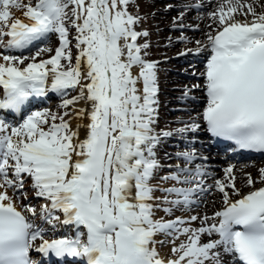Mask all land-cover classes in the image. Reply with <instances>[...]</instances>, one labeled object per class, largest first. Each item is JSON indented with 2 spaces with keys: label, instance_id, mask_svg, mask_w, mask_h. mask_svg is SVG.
Segmentation results:
<instances>
[{
  "label": "snow or ice",
  "instance_id": "obj_1",
  "mask_svg": "<svg viewBox=\"0 0 264 264\" xmlns=\"http://www.w3.org/2000/svg\"><path fill=\"white\" fill-rule=\"evenodd\" d=\"M131 3L0 0V112L22 117L0 115V264H41L32 252L56 264H264V168L256 179L245 173L247 192L234 165L208 184L211 173L196 163L207 158L190 147L203 130L264 152V3L216 0L205 39L179 53L206 56L204 82L192 86L206 104L171 129L159 128V61L139 42L149 32L137 30L142 17ZM202 7L185 5L173 28L192 27L185 16ZM53 35L54 54L40 46ZM48 93L62 97L64 111L24 115ZM168 141L185 145L165 153L175 163L159 156ZM29 179L39 211L16 204ZM213 188L222 206L211 215H175ZM158 235L172 245L166 258Z\"/></svg>",
  "mask_w": 264,
  "mask_h": 264
},
{
  "label": "bare ground",
  "instance_id": "obj_2",
  "mask_svg": "<svg viewBox=\"0 0 264 264\" xmlns=\"http://www.w3.org/2000/svg\"><path fill=\"white\" fill-rule=\"evenodd\" d=\"M134 0H132L133 2ZM145 1H148L149 4L154 7V0L151 1V0H145ZM158 2H162L163 0H157ZM180 2H183V1H189V0H179ZM194 1H199V0H194ZM249 2H251V0H249ZM261 3L264 2V0H260ZM201 4H203V11L200 12L201 15H198L197 17L193 16V12H187L186 16H185V19L184 21H188V19H191L193 21L192 24H195V22H198V25H199V30L198 32L194 33V31H197L196 29L194 31H191V30H184L185 31V34L184 36L188 37L189 40L188 41H185V44H187L186 46H193L195 45V41L197 40H201L203 41L205 39V33L209 30L207 25L211 23V21L208 19V13L213 11L216 7V0H205L203 1ZM132 5V3H131ZM130 5V6H131ZM174 9L172 8H164V6L162 5V7H159L158 9H156L155 11H153V13H151V17L154 19V24L156 26L158 25H164L165 23H167L168 21L170 22L171 20L174 19V15L177 14V16L179 15V12L182 10V9H179L177 10V13H175V10L173 11ZM257 10H261L258 6H257ZM16 11V15L18 16H21V12L18 11V10H15ZM145 16V15H144ZM144 16H141L142 17V20L144 19ZM141 20V22H143ZM137 30H139V28H137ZM148 31H150V28L148 29ZM183 31V32H184ZM160 32V31H158ZM165 32V31H164ZM168 34V33H167ZM143 39V37L140 38L139 42ZM160 40H164V42L162 44H158L157 40H156V43L155 42H150V45L152 46H155V44H157V48H158V51H157V55L156 57H149L151 58L152 60H155V61H159V64H158V71L160 72L161 74V81L160 83L158 84L159 85V92H158V98H159V121H158V124H159V128H163V129H171V128H176V127H180L181 125L178 124V123H175V121L179 119H183L185 121H187L189 119V117H193V115L191 114H188V111L189 110H186V112H178V113H174V114H170V111L169 109L167 108L166 105H163L166 104L167 102L164 101V99L166 101H168L169 103H172V101H181L184 99L187 100L188 102H191V104H193L194 106V109L195 110H198L197 108H199V104L203 101V99L206 98V93L202 90V89H198V92L195 94L196 96H192L193 93L190 92L188 94L187 97L183 96L181 98H174V97H170L166 94V88L168 89L170 86H176V88L174 89H177V90H170L168 89V92L169 95L171 94V92H177L179 91V89H182L183 87H187V88H191L190 84L191 83H196V84H203L202 80L201 81H197V79H190L189 76H187L185 73H175L173 71H169V73H167L164 77H162V71L163 70H166V68H164V65L167 64V63H175V62H179L181 63L182 61L184 60H188V59H191V58H195V63L197 65H200L198 66L200 69L203 68L204 70V64H205V61H206V56L202 53V54H190V55H176L174 56L173 58H168L166 57V53L168 54L170 51H172L175 47H177L178 45L180 46L181 44H178L179 41H173L171 39V42L168 38V35H166V33H164L162 35L161 38H158ZM58 42V38L57 36L53 35L51 37V39L49 41H47L46 43L44 44H41L40 46H44V47H50L52 48L53 45ZM196 46V45H195ZM195 48V47H193ZM34 50H36L35 48H33L31 51H23V50H13L16 54H20L21 51H23V55L25 56H31L29 54H31ZM160 53H164V55H160ZM155 58V59H154ZM193 63V62H192ZM176 64V63H175ZM187 66L189 64H186ZM177 66V65H176ZM184 66V65H182ZM192 70V69H191ZM203 72V71H202ZM184 74V75H183ZM200 78L201 76L198 75ZM193 86V85H192ZM76 93L75 92H71L70 93V96L72 95H75ZM164 94V98H161L160 96ZM61 101H62V97L57 95L56 93H48L46 96L44 97H34L31 99V103L29 104L28 106V109L32 106H35V105H42L41 106V110L43 109H50L52 112H54L55 110L59 109L61 111H64V109L60 108V104H61ZM204 107V106H203ZM167 109V111H162L163 109ZM27 109V110H28ZM203 108L202 106L200 107V111H202ZM185 111V110H184ZM199 111V112H200ZM198 111H195V113H197ZM0 115H4L6 116L8 122L10 123H16L18 122V118L21 116V115H18V114H15V115H12V114H8L6 112H0ZM197 115H195L196 117ZM168 117V118H166ZM163 121H164V124H163ZM73 126H75V121H73ZM203 133V130H201L199 132V134ZM197 139H194L193 142L191 144H195L193 147L195 148L196 147V151L201 155V156H204L206 155L207 159H210V157H213V156H217V155H214V154H211L209 151L213 150L208 143H202L201 141H196ZM170 142H174V144H176L180 149H183V147L185 146L184 144H181V143H178L176 141H168V142H165L164 144L165 145H168L170 144ZM165 151L164 150H160L159 151V156L161 158V160L164 162L166 159H168L166 156H165ZM228 159H230L229 157H227ZM258 158V159H257ZM259 156H256L254 157V159L252 160H248V161H243V162H240V163H237V162H232L233 160H231V162H223L222 159H216L217 161H213V159L211 158L210 160H200L199 163H202L205 168L211 173V175H209L210 177H214L215 175L218 174V172L220 171H223L224 168L228 167L229 165H234L235 168H234V173L236 175V186L238 188H240L242 191L243 189L247 188L246 185L243 184V182H245L246 180V175L245 173H250V171H257V173H255V175L251 174L252 177L254 179H256L259 175L258 173V170L260 168H263L264 167V161H261L259 162ZM261 160H264V159H261ZM230 161V160H229ZM226 163V164H225ZM225 164V165H223ZM217 165H223L222 167V170L217 168ZM215 177H218V176H215ZM221 179V178H220ZM208 184H212V180L211 181H208L207 182ZM28 184V183H27ZM257 187H259V183L257 182ZM249 189L245 190L244 192H247ZM11 192V191H10ZM9 195H11V193H9ZM32 197V196H31ZM201 198V201L198 203L199 205H197L196 208L192 209V207L188 208V209H183V210H180L178 213H186L187 211H190V214L191 215H195L197 213H200V214H207V215H211L212 214V208L217 205V204H220L221 202H218L219 201V198L220 196L217 194V193H214L213 191L209 194H202L200 196ZM21 200L16 198V204H17V207H20L21 205ZM189 213V212H188ZM164 214V213H163ZM165 215V214H164ZM185 215V214H184ZM183 214L181 216H184ZM167 218H172L171 216H167ZM62 230V229H61ZM61 230H58L59 232H61ZM159 236V235H158ZM52 237V234L49 233V237L48 238H51ZM158 239V237H157ZM158 250V249H157ZM162 257V256H161ZM166 258V257H165Z\"/></svg>",
  "mask_w": 264,
  "mask_h": 264
},
{
  "label": "rangeland",
  "instance_id": "obj_3",
  "mask_svg": "<svg viewBox=\"0 0 264 264\" xmlns=\"http://www.w3.org/2000/svg\"><path fill=\"white\" fill-rule=\"evenodd\" d=\"M151 1H153V0H151ZM203 1H205V0H199V1L189 0V1H183V2H180L179 0H163L162 2H158L157 0H154V7H152L149 4L148 1H145V0H134L132 2V5L130 6L129 10L133 14H138L140 17L145 15L144 19L142 20L143 22H140V24L138 25L139 30H147L148 31V29L150 28V31H148L149 32V36L146 37V38L143 37V39L140 41V43H144L145 41H147L149 44H150L151 41L156 43V40H157L158 44H162L164 42V40L158 41L159 40L158 38H161L164 33H166V35H168V38H171L173 41H177V39H176L177 37L185 34V31L182 32V31H179V30H176V29L173 28V26H172L173 20H171L170 22L168 21L164 25L156 26L154 24V22L156 20L154 21V19L151 17V13H153V11H155L159 7H162V5H163L164 8H172V9L175 10V13H177V10H179V9L183 10L185 8V5H192V4H196V3H202ZM207 1H209V0H207ZM169 5H171L172 7H169ZM202 11H203V9L200 8L198 10H194V11H190V12H193V14H194L193 16L197 17L198 15H201L200 12H202ZM175 17H177V14L174 15V18ZM192 23H193V21L191 19H188V21L187 20L184 21L185 25L192 26V27H188L186 30H191V31L195 30L194 26L198 25V22H195V24H192ZM158 31H160V32H158ZM196 32H198V30L194 31V33H196ZM178 44H181V45L180 46L178 45L177 47H175L168 54L166 53V55H167L166 57H168L169 59L173 58L174 56L179 55V53L183 52L186 48L195 47V45L186 46L187 44H185V42H178ZM156 45L157 44H155V46L152 45L149 48V50H148L149 51V57L158 56L157 55L158 48H157ZM56 47H58V42H56L53 45V47H52L53 53L52 54H54V49ZM35 51L36 50H34L29 55H32ZM12 54H16V53L13 52ZM43 55H44V58H47V56L50 55V54L49 53H44ZM160 55H164V53H160ZM149 57H147V58L152 60ZM195 62H196L195 58H191V59H188V60H184L181 63H179V62H175L176 64L175 63H172V64L171 63H167V64L164 65V68H166V70H163L161 72L162 73V77H164L167 73H169V71H173L175 73H181V74L185 73L187 76L190 77V79H197V81H201L203 78L202 77L198 78L199 77L198 75H200V73L203 71V68L200 69L198 67L200 65H197ZM186 64H189V65L187 66ZM182 65H184V66H182ZM168 69H169V71H168ZM160 77H161V74L158 71V84L161 81ZM202 82H204V81L202 80ZM192 85H197V84L196 83H191L190 84L191 89H192L191 92L193 93L192 96H196L195 94L198 92V89L197 88H192ZM174 88H176V86H170L168 89L177 90V89H174ZM185 88L186 87H183L182 89H179V91H177V92H171L170 95H169V93H167L168 92L167 88L164 91H166V94L168 96H170V97L183 99L182 97L184 96ZM160 97L164 98L165 96H164V94H162ZM158 101H159V98H158ZM164 101L167 102V103L166 104L163 103V105L167 106V108L170 111V114H174V113H178V112L181 113L182 111L186 112V110H189L188 114L193 115V117H195V115H197V113L200 111V107L202 106V108H203V106H205V104H206V98H205L199 104V106H198L199 108H197L198 110H195L193 104H191V102H188L187 100L184 101V99L181 100V101H177V102L173 100L172 103H169L165 99H164ZM159 105H160V103H159ZM162 109H163L162 111H164V112L167 111V109H164V108H162ZM36 110H41V105L40 104L32 106L28 111H26L24 113V115L26 116L30 111H36ZM58 111H61V110L57 109L54 112H58ZM195 111H198V112L195 113ZM159 114H160V112H159ZM166 118H168V117H166ZM17 121L21 122L22 121V117L20 116ZM163 124H164V121H163ZM198 138L199 139L202 138V136L199 133H197L196 136H195V139H198ZM194 145L195 144H191L190 147L194 148L193 147ZM161 149L164 150L167 153H174L176 151L185 150V146L183 147V149H180L176 144H174V142H170V144H168V145L162 144L161 147L159 148V151ZM195 149H196V147H195ZM212 153H213V151H212ZM203 157L208 158L206 155H204ZM211 158L213 159V161H217L215 158L210 157V159ZM210 159H206V160H210ZM218 159H222L223 162H226V163L227 162H231V160H233L232 162L240 163V162H243V161H248L249 159H252V158H235V159L218 158ZM261 159H264V157L259 158V160H260L259 162L264 161V160H261ZM199 161L200 160H197L196 163H199ZM164 162L166 164H170V163H175L176 161L166 159ZM225 164H223V165H225ZM223 165H217V168L222 170V168H223L222 166ZM250 173L255 175V173H257V171H254V172L250 171ZM215 176H218V177H215ZM215 176L214 177H210L209 176L208 179H207V182L212 180V183H213L214 179H217V178H221L222 179L224 177V171H221V172L219 171L218 174L215 175ZM243 184L245 185V182H243ZM30 185H31V181L29 179L28 181H26L25 187H24V190L27 193V199H24L23 193L18 194L16 198L21 200V202H20L21 204H29V203H31L32 205L36 206L37 210L39 211V205L41 203H43V201L40 200V199L34 198V193H33L32 189H31ZM247 189H249V188L247 187V188L243 189V191H245ZM10 191L11 190H9V193H11V195H12V192H10ZM212 191L214 193H217L220 196L218 202H221L220 204H217V205H215L212 208V211H214V210L219 209L222 206V200H221V194L218 191H216L214 188L210 192H207V194L211 193ZM200 201H201V198H200ZM197 205H199V204L197 203V204L193 205L192 209L196 208ZM179 211L180 210H177L175 212L176 216H181L182 214L183 215L185 214L184 217L191 216L190 211H187L186 213L185 212L184 213H182V212L178 213ZM158 215H164V214H163V212H160V213H158ZM58 230H61V229H58ZM61 231H62L61 233L67 234V230H65V229H62ZM157 237H158V239H157ZM157 237H156L157 241H163V243H159L158 242L156 244V247L158 249V252H159L160 256L168 257L170 255V248L172 247L171 243L169 242V238H166L164 235H159ZM178 242L179 241H177V243Z\"/></svg>",
  "mask_w": 264,
  "mask_h": 264
}]
</instances>
